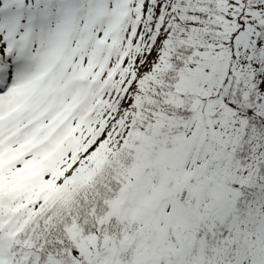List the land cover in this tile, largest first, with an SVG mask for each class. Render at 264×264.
Wrapping results in <instances>:
<instances>
[{
    "label": "snow or ice",
    "instance_id": "1",
    "mask_svg": "<svg viewBox=\"0 0 264 264\" xmlns=\"http://www.w3.org/2000/svg\"><path fill=\"white\" fill-rule=\"evenodd\" d=\"M0 264H264V0H0Z\"/></svg>",
    "mask_w": 264,
    "mask_h": 264
}]
</instances>
